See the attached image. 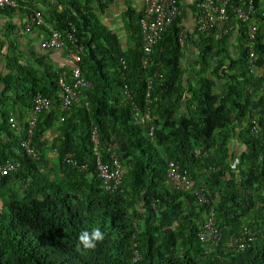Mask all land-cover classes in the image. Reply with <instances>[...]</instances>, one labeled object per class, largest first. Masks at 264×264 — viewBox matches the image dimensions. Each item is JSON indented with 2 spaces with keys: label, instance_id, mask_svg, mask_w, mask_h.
I'll use <instances>...</instances> for the list:
<instances>
[{
  "label": "trees",
  "instance_id": "16d2710c",
  "mask_svg": "<svg viewBox=\"0 0 264 264\" xmlns=\"http://www.w3.org/2000/svg\"><path fill=\"white\" fill-rule=\"evenodd\" d=\"M56 1L61 11L50 7L43 20L63 35L75 28L84 47L77 65L88 82L81 100L63 108L58 80L70 83L72 68L55 70L35 58L36 68L14 62L10 67L17 74L2 77L10 107L0 108V165L19 166L0 175V264H264V73L259 74L264 0H253L252 62L247 28L253 21L237 27L236 58L228 55L231 33L218 38L214 31L195 30L199 53L192 76L181 63L185 42L179 15L144 67L142 11L132 18L134 10H127L124 47L96 13L103 11L101 0L96 6L94 0ZM191 6L196 12V1ZM20 9L0 7V13ZM214 78L223 81L221 93ZM37 93L51 98L53 106L37 114L31 143L35 159L21 142ZM253 107L259 108L255 119ZM11 116L17 129L11 128ZM94 128L103 163L112 165L109 145L118 146L115 153L125 169L121 191L102 187L91 141ZM70 154L76 164L68 160ZM168 161L213 198L223 238L209 253L197 237L209 207L192 191L167 187ZM245 227L256 240L243 251L229 248L228 237ZM95 229L103 239L85 248L80 234Z\"/></svg>",
  "mask_w": 264,
  "mask_h": 264
},
{
  "label": "built area",
  "instance_id": "2783aa9c",
  "mask_svg": "<svg viewBox=\"0 0 264 264\" xmlns=\"http://www.w3.org/2000/svg\"><path fill=\"white\" fill-rule=\"evenodd\" d=\"M26 0H0V7L23 8ZM29 9V8H28ZM253 13L255 6L253 0H197L195 12V29L199 33H207L214 31L218 38L232 34L241 22L253 21ZM179 15L177 0H144L142 16L139 19L140 40L143 49L142 64L146 67L151 58L153 48L158 42L161 34ZM29 23L25 30L29 31L31 26H45L47 37L43 39L40 46L43 49L61 48L65 52V57L74 64L71 70V82L66 83L62 77L58 80L60 87L61 105L63 108L68 107L72 102L81 100L83 88L87 86V79L81 74V70L77 63L81 62L83 45L79 43L75 28L72 27L65 35L52 26L46 25L42 12L38 9L31 8L29 12ZM257 25L253 21L247 28V37L249 42V56L252 62L254 56V44L256 39ZM181 35V34H180ZM183 35V33H182ZM150 81L149 87L150 88ZM87 105V102H85ZM51 98L43 96L40 93L34 95L32 100V109L27 117L28 128L27 135L22 140L21 146L26 155L32 158H38L32 143L34 127L37 122V114L42 111H48L52 108ZM147 112V110H146ZM11 128L17 129L16 120L11 116L9 118ZM91 141L95 150V163L99 172V176L103 181L106 190L113 191L119 187L122 182L124 171L121 162L118 159L115 149L118 147L116 143L109 145L111 151L112 165L108 166L103 163L100 153L97 150L98 133L94 128L91 133ZM72 155H68L69 161L76 164V160L70 159ZM19 163L6 161L4 165H0V175H6L9 172L16 171ZM82 166L81 169H84ZM167 183L171 188L186 190L190 188V180L188 175L182 173L177 164L170 162L167 169ZM200 197V195H198ZM200 200L202 197L199 198ZM200 239L208 243H214L220 239V232L216 227V223L211 214L204 227L200 232Z\"/></svg>",
  "mask_w": 264,
  "mask_h": 264
},
{
  "label": "crops",
  "instance_id": "0c3cea01",
  "mask_svg": "<svg viewBox=\"0 0 264 264\" xmlns=\"http://www.w3.org/2000/svg\"><path fill=\"white\" fill-rule=\"evenodd\" d=\"M100 0H97L99 2ZM103 3V11L96 12L100 21L103 22L108 28L112 29L114 25L117 32L114 31L122 46H127L129 38V18L126 15L128 9L134 10V13L130 12L131 17L135 18L137 13L141 12L144 6V0H101ZM179 18L183 30L180 35V39L185 42V47L182 51L181 63L187 73L193 74V68L198 67L196 60L198 58V43L199 36L195 33V11L191 6L197 0H179ZM93 1V5L97 3ZM23 8L20 10H14L13 12L0 13V106L1 109L9 108L8 104L10 100L7 98V93L3 94L5 90V84L2 82V77L8 74L16 75V70L10 67L11 63H18L23 67L36 68L37 63L35 58H40L43 64L51 66L53 69L58 70L60 68H72L73 62L65 57V52L61 49H43L40 43L47 37L45 30L38 26H31L29 31L25 30L26 25L29 23V12L31 8L38 9L45 17H48L50 7H54L58 11H61V4L56 0H26ZM29 8V9H28ZM46 24V23H45ZM49 25V24H46ZM51 26V25H49ZM183 33V35H182ZM238 28L233 31L228 39V55L236 58L238 56L235 45L238 42ZM120 35V36H119ZM121 37V38H120ZM187 37V39H185ZM190 67H186V64ZM214 63V61H213ZM264 67L260 68L259 74L263 75ZM214 85L216 92L223 91V81L214 78ZM263 88H259L260 91ZM257 97L254 98L256 100ZM256 106V105H255ZM252 112L254 114L252 119L258 116L259 108L253 107ZM17 122V121H16ZM4 140V138H3ZM238 149H242V145H237ZM194 186H198V182L194 181Z\"/></svg>",
  "mask_w": 264,
  "mask_h": 264
},
{
  "label": "clouds",
  "instance_id": "9594fccd",
  "mask_svg": "<svg viewBox=\"0 0 264 264\" xmlns=\"http://www.w3.org/2000/svg\"><path fill=\"white\" fill-rule=\"evenodd\" d=\"M170 162H173V161H168V163H167L166 174H165V184L167 185V187L169 189L179 190V189L171 188V186L167 183V180H166L167 179V169H168V165H169ZM95 165H96V163H95ZM121 165H122V163H121ZM96 169H97V166H96ZM122 169H123V171L125 173V169H124L123 165H122ZM179 169H180V167H179ZM180 171H181V169H180ZM181 172L188 175V178L190 180V188L186 189V190H180V191H192L194 193L196 199L198 200V202H200L201 204H204V205L209 207L208 211L204 215V221L202 223V227L197 232L198 240L206 245V252L209 253V252L212 251L213 248H216L217 246L220 245V243L222 241V238H223V234H222L220 228L218 227V225L216 223V212H215L214 207H212L213 198H212L211 195H209V193H206L205 190L203 188H201L199 185L198 186H194V181L191 179V177H190V175L188 173H186L185 171H181ZM97 174H98V177L100 178L99 172H97ZM123 179H124V176H123ZM123 179H122V182L119 185V187L117 189L113 190V191H121L122 190L121 187H122V184H123ZM101 181H102V179H101ZM102 187L104 188L103 181H102ZM106 191H109V190H106ZM113 191H109V192H113ZM198 195H200V197H202L201 200L199 199L200 197H198ZM211 214H213V217H214V220H215V223H216V227H217L218 231L220 232V239H217L214 243H208V242L202 241L200 239V232L202 231V229L204 227V223L206 222V220L208 219V217ZM263 214H264V209H263ZM256 238H257V235L254 233V231H252L248 227H245L244 231L241 234L232 235V236L228 237L227 245H228L229 248H232L235 251H243V250L248 249L251 246V243L256 240ZM78 239H79V243L83 244V246L85 248H94L95 244L93 243V241L102 240L103 239V235L99 231V229H95V230H93L91 235H89L88 232L81 233ZM132 245L135 247L137 245V241H134ZM132 257H133V261L134 262L139 259V254H138V251L136 249H134Z\"/></svg>",
  "mask_w": 264,
  "mask_h": 264
},
{
  "label": "rangeland",
  "instance_id": "374dc122",
  "mask_svg": "<svg viewBox=\"0 0 264 264\" xmlns=\"http://www.w3.org/2000/svg\"><path fill=\"white\" fill-rule=\"evenodd\" d=\"M112 28H113L114 31L117 32V29H116V27H115L114 25H112ZM119 36H120V35H119ZM120 38H121V37H120ZM185 65H186V67H188V68L190 67L189 65H187V63H186Z\"/></svg>",
  "mask_w": 264,
  "mask_h": 264
}]
</instances>
